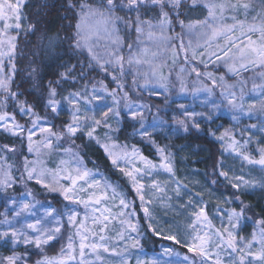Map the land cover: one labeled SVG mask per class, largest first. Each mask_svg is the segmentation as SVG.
<instances>
[{
    "label": "snow or ice",
    "instance_id": "obj_1",
    "mask_svg": "<svg viewBox=\"0 0 264 264\" xmlns=\"http://www.w3.org/2000/svg\"><path fill=\"white\" fill-rule=\"evenodd\" d=\"M0 264H264V0H0Z\"/></svg>",
    "mask_w": 264,
    "mask_h": 264
},
{
    "label": "trees",
    "instance_id": "obj_2",
    "mask_svg": "<svg viewBox=\"0 0 264 264\" xmlns=\"http://www.w3.org/2000/svg\"><path fill=\"white\" fill-rule=\"evenodd\" d=\"M32 3L34 5L38 4L39 0H32ZM177 143H184V141H177ZM197 143L206 145L205 141H197ZM206 146L212 147V145H206ZM140 147L143 148L145 155H148L151 157L152 152L148 146L141 144ZM212 150L215 151L214 148ZM183 154L186 155L187 153H183ZM89 155L92 157V159L97 160L98 163H100V165L102 166V170H105L107 172V174H109L113 180H116L118 178L116 174L111 173V170L107 165V162L104 160V157L99 150L94 149L93 151H91L89 153ZM206 155H207V153H200L199 156H195V155L191 156L189 158V161L183 165H184V167L188 168L189 170H191L192 168H198L200 170H203L205 168V164L202 162V160H203V157ZM91 166L92 165L89 164V167H91ZM129 194L134 195L131 192ZM142 243L144 245V250H145V253L147 254V256H151L153 254V249L154 248L158 249L160 242L155 241V240H145ZM181 251H183V250H181Z\"/></svg>",
    "mask_w": 264,
    "mask_h": 264
},
{
    "label": "rangeland",
    "instance_id": "obj_3",
    "mask_svg": "<svg viewBox=\"0 0 264 264\" xmlns=\"http://www.w3.org/2000/svg\"><path fill=\"white\" fill-rule=\"evenodd\" d=\"M231 163V161H229ZM238 166V164H237ZM178 168L181 170V173L190 171L188 168L184 167L183 164L179 165Z\"/></svg>",
    "mask_w": 264,
    "mask_h": 264
}]
</instances>
